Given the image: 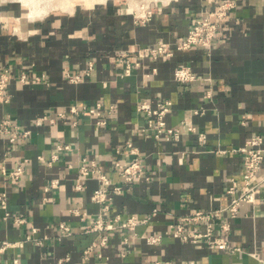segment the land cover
<instances>
[{
    "label": "crops",
    "instance_id": "crops-1",
    "mask_svg": "<svg viewBox=\"0 0 264 264\" xmlns=\"http://www.w3.org/2000/svg\"><path fill=\"white\" fill-rule=\"evenodd\" d=\"M221 1L72 0L68 9L51 7L31 17L20 0H0V75L10 71L0 120L10 116L31 131L15 141L0 133V192L8 193L9 212L5 215L0 205V241L17 243L0 251V264H14L15 257L20 264H59L66 256L64 264H152L155 259L264 264L263 188L261 199L243 202L237 216L227 210L222 214L230 229L216 233L234 250L204 240L184 241L171 230L182 214L230 202L231 178L241 180L244 169L238 148L255 133L264 136V0H235L210 46L176 47L193 21ZM158 41L168 42L174 53L140 56L130 74H121L119 53ZM90 61V73L82 80L66 76L67 70L84 72ZM181 64L190 65L198 78L177 80L174 71ZM23 71L28 74L24 81L19 78ZM163 99L172 101L165 118L168 125L180 126L179 139H156L144 129L147 116L137 105ZM96 102L103 107L99 116L82 111L58 115L72 103L82 110L83 104ZM43 115L56 119L37 123ZM189 123L207 133L205 143L188 129ZM127 140L139 150L143 175L115 192L113 185L121 181L115 160L125 155L116 149L126 150ZM60 141L71 148L58 149ZM54 153L58 157L50 162ZM21 162V178L1 172L2 166L12 169ZM93 162L112 178L107 220L118 223L129 215L156 212L135 230H87L104 205L92 198L104 183L81 171ZM256 177L264 183V159ZM19 214L26 218L21 224L14 221ZM61 222L73 232H62ZM186 227L206 229L205 223ZM151 234H160V241L149 242ZM103 235L107 243L85 256L84 249Z\"/></svg>",
    "mask_w": 264,
    "mask_h": 264
},
{
    "label": "built area",
    "instance_id": "built-area-1",
    "mask_svg": "<svg viewBox=\"0 0 264 264\" xmlns=\"http://www.w3.org/2000/svg\"><path fill=\"white\" fill-rule=\"evenodd\" d=\"M235 6V0H222L218 6L214 9L208 11L207 14L201 15L193 21L190 26L187 35L181 39L176 47L180 49H186L193 45H203L210 46L214 40V37L221 26L223 20H226L230 17L232 8ZM174 53L173 47L166 41H158L153 45H147L140 47L133 51L122 52L117 55V60L122 63L123 71L122 75H128L131 73V70L135 65L140 64V56L149 55L154 58L160 56H171ZM92 61L89 63V67L84 70V72H72L70 70L66 71V76L74 82L82 80L85 75L90 73L92 67ZM175 78L179 81L187 82L193 81L198 78L197 73L193 70L190 65L181 64L175 68L174 71ZM28 74L26 72H21L19 78L21 80H26ZM10 77V71L7 69L0 75V100L8 99V95L5 94L6 86L8 83V78ZM41 76H36V79H40ZM172 107V101L170 99L158 100L155 104L151 103L149 100H143L139 102L137 108L139 111L143 112L147 116V126L145 130H149L151 134L156 139L166 138V139H179L181 135V128L179 125L172 126L168 125L165 118L167 112ZM102 104L101 102H96L95 105H86L83 104L82 110L78 103H72L68 110L58 111V115L65 117L68 114H79L83 112L86 115H96L99 116L102 114ZM198 111V109H196ZM44 119H49L51 122L55 121V117L43 115L37 118V123L41 124ZM104 120L99 119L98 122H103ZM188 129L192 131H197L199 140L202 143L207 141V133L203 130L198 129L194 124L189 123ZM8 133L9 139L15 141L20 137L27 136L30 134V129L24 128L21 125H18L13 122L10 116H5L0 120V133ZM58 149H69L71 144L68 142H58L56 144ZM126 150L117 147V153H123L124 158L118 157L115 160V166L120 175L121 181L113 185V191L122 192L133 181L143 175V164L142 158L139 155L138 148L132 143V141H126ZM243 152L244 155V164H243V174L240 179L235 177L231 178V183L227 188V192L231 194L230 202L224 207H215V208H200L195 209L189 213L182 214L179 218V221L173 223L172 233L174 236L179 237L184 241H200L204 240L210 245L220 244L223 247L229 249H236L237 247L232 246L229 240L220 233L217 234L216 230L222 229L223 231H228L230 229L229 221L222 220V214L224 211H228L229 214L234 217L237 216L240 211V206L243 202H252L256 203L261 198L258 193L261 188L264 189L263 180L257 179L256 175L261 167V163L264 159V136L262 133H255L249 137L244 146L238 148ZM58 154L54 153L50 162L54 159H57ZM81 171L84 174L95 175L101 180L104 185L96 188L93 192L92 198L96 201H103V211L98 213L88 224L87 230H96L102 231L105 229H113L117 226L125 227L128 229L135 230L138 224L146 222L150 216L156 212L157 208L153 212L145 216H138L136 214L129 215L122 221L116 223L115 221L107 220L104 216V211L110 209V199L112 196L109 194L107 185L112 183V178L103 171L100 167L92 163V167L86 165L81 166ZM1 172L11 177L12 179H19L25 172L24 163H18L14 168L8 169L5 166L1 167ZM55 184L56 181L54 180ZM264 201V200H263ZM0 205L5 210V215H8L7 211L8 205V193L7 191L0 192ZM77 210V209H74ZM80 213L79 210H77ZM120 217H116L115 220H119ZM14 221L18 224L26 221V218L22 215H15ZM186 223H205L206 229L202 230L200 228L189 230L186 227ZM62 232L71 234L72 227L64 222L60 223ZM36 230V228L34 227ZM30 237V234L28 235ZM160 234H151L147 236V240L151 243L160 241ZM108 241V235L101 236L100 239L93 241L86 249H84V255L89 256L90 253L97 249L99 246L106 244ZM17 244L8 239L0 241V251H3L9 246ZM125 254V252H123ZM98 255H102L98 251ZM69 256L59 259V264H64ZM14 264H20L17 257L14 258ZM152 264H178L172 259H155Z\"/></svg>",
    "mask_w": 264,
    "mask_h": 264
},
{
    "label": "bare ground",
    "instance_id": "bare-ground-1",
    "mask_svg": "<svg viewBox=\"0 0 264 264\" xmlns=\"http://www.w3.org/2000/svg\"><path fill=\"white\" fill-rule=\"evenodd\" d=\"M20 1L25 5L26 10L27 12H29V15L31 17L42 16L45 13H47L51 7H63L68 9L72 5L71 4L72 0H20Z\"/></svg>",
    "mask_w": 264,
    "mask_h": 264
}]
</instances>
